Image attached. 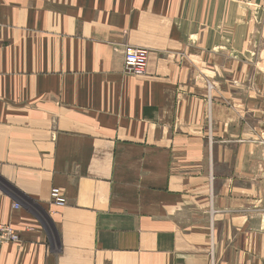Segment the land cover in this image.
Wrapping results in <instances>:
<instances>
[{
  "label": "crops",
  "instance_id": "0c3cea01",
  "mask_svg": "<svg viewBox=\"0 0 264 264\" xmlns=\"http://www.w3.org/2000/svg\"><path fill=\"white\" fill-rule=\"evenodd\" d=\"M0 224V264H264V0H0Z\"/></svg>",
  "mask_w": 264,
  "mask_h": 264
},
{
  "label": "built area",
  "instance_id": "2783aa9c",
  "mask_svg": "<svg viewBox=\"0 0 264 264\" xmlns=\"http://www.w3.org/2000/svg\"><path fill=\"white\" fill-rule=\"evenodd\" d=\"M149 52L146 49L130 48L125 52V72L128 75L142 77L146 75ZM52 201L64 207L67 204L65 193L60 188L51 191ZM18 207V206H17ZM20 241L19 233L10 225L0 224V247Z\"/></svg>",
  "mask_w": 264,
  "mask_h": 264
}]
</instances>
